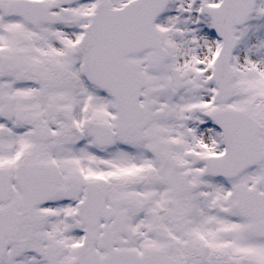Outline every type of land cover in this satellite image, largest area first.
Returning <instances> with one entry per match:
<instances>
[{
    "label": "snow or ice",
    "instance_id": "6c2138e0",
    "mask_svg": "<svg viewBox=\"0 0 264 264\" xmlns=\"http://www.w3.org/2000/svg\"><path fill=\"white\" fill-rule=\"evenodd\" d=\"M0 264H264V0H0Z\"/></svg>",
    "mask_w": 264,
    "mask_h": 264
}]
</instances>
